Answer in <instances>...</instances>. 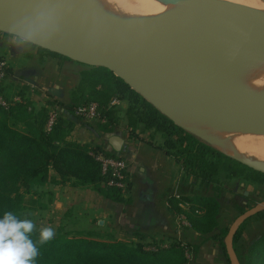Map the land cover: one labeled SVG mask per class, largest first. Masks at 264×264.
Segmentation results:
<instances>
[{
    "label": "trees",
    "instance_id": "trees-1",
    "mask_svg": "<svg viewBox=\"0 0 264 264\" xmlns=\"http://www.w3.org/2000/svg\"><path fill=\"white\" fill-rule=\"evenodd\" d=\"M0 33L13 34L1 30ZM30 44L36 47L41 55L67 57L34 42L30 41ZM115 95L129 101L126 115L131 134H136L135 128L141 122L147 128L160 131L165 139L162 146L165 152L173 155L195 182L212 190L211 193H196L194 196L183 194L180 199L190 204L188 209L178 204L179 199L174 194L169 197L171 208L177 213L186 214L197 231L214 232L219 225V196L224 188L221 179L236 178L243 182L264 185L263 170L222 151L207 139L178 123L107 66L93 65L82 71L81 81L74 89L72 100L60 101L63 106L62 115L51 130L45 128L47 107L43 109L36 124H30L29 129L23 131L9 122V115L20 108L30 116L32 112L29 111L27 103L24 105L17 102L7 110L0 106V218L4 212L11 211L20 219H24L26 194L37 192V187L48 180L51 168L60 174L61 181L73 179L74 183H93L108 197L118 198L121 195L115 187L106 184L100 162L92 152L116 154L100 146L89 147L78 141L66 140L75 122V107L79 104L97 102L101 115L106 118L102 128L114 127L118 123V116L116 109L109 102ZM57 101L54 99L49 103ZM254 216L264 218V209L248 217L245 222ZM245 222L240 224L234 234V248L242 264H264V234L253 241L252 247L244 254V261L242 260L237 244L243 234ZM222 233L223 230H220L214 233V236L220 238L224 254L231 264ZM37 237L38 231L33 233L32 238L35 240ZM170 242L164 246L156 241L150 242L152 244L128 243L82 234H57L51 242L41 248L36 264H188L186 249L179 242ZM188 245L194 253V246L190 243Z\"/></svg>",
    "mask_w": 264,
    "mask_h": 264
},
{
    "label": "crops",
    "instance_id": "crops-1",
    "mask_svg": "<svg viewBox=\"0 0 264 264\" xmlns=\"http://www.w3.org/2000/svg\"><path fill=\"white\" fill-rule=\"evenodd\" d=\"M0 58L6 61L8 69L1 84L2 91L9 97H23L21 103H27L29 111L31 106L30 116L20 108L9 115V121L23 131L28 130L30 124H36L51 100L70 102L82 71L91 66L64 56L41 55L28 38L18 34L0 33ZM128 105V99L117 97V102L111 106L117 111L118 123L109 129L102 128L99 118L88 122L75 118L66 140L89 147L100 146L125 158L130 166V190L120 193L118 198L108 197L93 183L79 184L73 179L61 181L60 174L51 168L44 183L54 185L48 186L49 204L67 201L70 208L61 207L62 214L75 219L76 226L80 225L77 217L86 218L90 221L88 231L97 237L160 243L181 239L195 248L191 264H230L220 238L214 236L220 230L201 233L191 226L179 232L177 212L171 208L169 197L177 191L186 193L188 186L200 184L186 173L173 155L165 152L162 147L165 139L160 131L147 128L141 122L135 128L136 134L130 133L126 115ZM219 226L223 224L219 222Z\"/></svg>",
    "mask_w": 264,
    "mask_h": 264
},
{
    "label": "water",
    "instance_id": "water-1",
    "mask_svg": "<svg viewBox=\"0 0 264 264\" xmlns=\"http://www.w3.org/2000/svg\"><path fill=\"white\" fill-rule=\"evenodd\" d=\"M222 10L228 16L216 28L173 54L156 42L158 27L150 23L96 14L58 0H0V30L27 35L31 42L85 64L105 65L152 102L150 94L157 93L232 121L264 124V95L236 93L196 73L197 65L239 29L250 23L264 25V7L239 4ZM263 209L264 202L258 203L233 222L226 238L232 264H241L234 234L244 220Z\"/></svg>",
    "mask_w": 264,
    "mask_h": 264
},
{
    "label": "rangeland",
    "instance_id": "rangeland-1",
    "mask_svg": "<svg viewBox=\"0 0 264 264\" xmlns=\"http://www.w3.org/2000/svg\"><path fill=\"white\" fill-rule=\"evenodd\" d=\"M10 1H22V0H10ZM58 1L79 8H83L85 10L94 12L96 14L110 15L116 18H123L125 20L138 22V23H150L152 24L153 28H157L161 26L163 29H165L164 30L165 33L170 32V35L155 34V40H157L156 42L162 47L164 51L171 54L180 52L188 47L193 46L201 38L209 34L214 29L212 26L206 27V24L204 23L205 25L203 26L202 30H200V28L188 30L185 32L178 30L179 29L178 22L186 20L188 17L186 18L182 17L180 19H177L176 25L174 24L175 26L170 25L169 27L167 26L164 27L163 23L168 21L170 22L174 20L177 16H178L177 18H179L180 15L169 16V17H158L152 19L139 16L137 15V13H135L137 10L136 1L139 2L142 0H58ZM216 9L221 12L224 11L218 6L216 7ZM161 10L162 9L151 10V13ZM257 25L260 28H256L258 27ZM175 27H177V30H175ZM172 28L174 29V31ZM256 30L257 31L259 30V32L257 33ZM171 31H173L174 35L172 34ZM260 33L262 35L261 36L262 38L259 37ZM23 36L29 38L27 35H23ZM165 36L167 38H165ZM170 36H172V38H170ZM162 37H164L165 39ZM263 41H264V28L262 29V26H260V24L258 23L257 24L253 23L252 25L251 23L247 24L246 26L239 29L234 34V36L217 53H215L208 59L199 63L196 67L197 68L196 73L198 76H201L207 82L236 93L251 95V96L264 95V87H263L264 86L263 85L264 84V51L258 52L259 49L262 50L261 46L264 44ZM242 48L244 51L242 50ZM249 49H255V52L250 51ZM233 50L235 52L237 50L238 53L240 51L241 53H249L248 51H250L255 53L257 57L254 58L252 56V59L242 61V59L237 57V53H235ZM232 54L234 55V57H232L233 56ZM163 98H165V96ZM167 99L171 100V98H167ZM57 103L61 104V102L59 101H57ZM48 106L49 104L46 106L47 111H48ZM30 110H31V106H30ZM74 115L77 119L83 120L80 116L76 114ZM39 118H41V114ZM83 121L88 122L89 120L88 121L83 120ZM9 122L12 123V121ZM102 122H106V119L105 121ZM258 155L260 159L264 158V148L261 145L258 148ZM221 180L224 188L223 190H221V194L219 196L220 211L218 214V222L222 223L223 227L220 228V226L218 225V227L215 230L216 231L221 230V232L223 230L222 235H224L226 242L228 232L233 222L236 220V218L240 216L243 212L248 210L249 208H252L258 203L264 202V185L241 182L240 181L241 179L231 181L229 179L224 178ZM48 186L52 187L54 185L52 184L39 185L37 187L36 193L26 194V208L23 211L24 218L33 220L36 223L37 227L50 226L54 228L56 231V235L67 234L71 236L73 234H82L85 236L96 237L100 239H108V238L97 237L95 234L88 231L90 229V221L86 220V218L75 216L77 217L76 220H79L76 222L80 224L76 226V224L74 223L75 219L72 220L70 219V215L62 214V211L60 210L61 207H63L64 210H69L70 208L67 204V201L65 202L60 201L59 204L56 203L49 204L50 190ZM177 192L180 193L181 196L183 194L188 196H194V194L196 193L208 194L211 193L212 190L200 185L195 187L188 186V192L186 193H181V191H177ZM179 202H184V201L179 199L178 204ZM189 206L190 204L187 203L185 204L184 208L188 209ZM81 219H83V222H81ZM243 222H245V220ZM243 224H244L243 234L240 240L238 241L237 245H238L239 253L242 256V260L244 261V254L249 250V248L252 247L253 241H255L256 238H259L262 234H264V218H257L254 216ZM224 228L227 231L224 230ZM178 235L181 236L179 232ZM108 240H112V239H108ZM150 242L151 241L149 242L145 241L144 243L152 244ZM172 242L178 243L177 241H172ZM128 243H133V242H128ZM166 243L169 244L171 242H166ZM166 243L162 242L160 244L165 245ZM193 251L190 250L186 254L187 258L189 259L188 264H191L192 262L191 260L194 254Z\"/></svg>",
    "mask_w": 264,
    "mask_h": 264
},
{
    "label": "bare ground",
    "instance_id": "bare-ground-1",
    "mask_svg": "<svg viewBox=\"0 0 264 264\" xmlns=\"http://www.w3.org/2000/svg\"><path fill=\"white\" fill-rule=\"evenodd\" d=\"M239 4L264 7V0H142L139 2L136 1L137 10L135 13H137V15L139 16H143L148 19L180 15L179 18H177V16L174 20L163 23L164 27H169L170 25L175 26L177 23V19H180L182 17H188L186 20L178 22V30L185 32L188 30L199 28L200 30H202L205 24L206 27L212 26L213 28H216L228 16L227 13L218 11L216 7L218 6L221 9L232 8ZM157 9L162 10L151 13V10ZM252 24L253 23H251V25ZM260 26H262V29L264 28V25L260 24ZM256 28L260 27L258 26ZM164 30L165 29L159 26L156 29L155 34L170 35V32L165 33ZM175 30H177V27H175ZM173 31H171L172 34ZM258 32L259 30L257 31V33ZM261 36L262 35L260 33L259 37ZM165 38L167 37L165 36ZM170 38H172V36H170ZM261 47L260 48L262 50L259 49L258 52L264 51V44ZM249 50L255 52V49ZM250 51H248L249 53H241V51L238 53L237 50L236 52H234L237 53V57H239L243 61L252 59V56L254 58L257 57L255 53ZM232 57H234V55ZM150 96L153 102L158 107L167 112L178 123L196 132L201 137L207 139L209 142L217 146L222 151L232 156H235L247 163H250L256 167L264 169V158L260 159L258 155L259 146L261 145L264 148V124L236 122L226 117L214 115L206 111L200 110L184 102L176 101L173 99L170 100L167 99L168 97L163 98V95L157 93H151Z\"/></svg>",
    "mask_w": 264,
    "mask_h": 264
},
{
    "label": "built area",
    "instance_id": "built-area-1",
    "mask_svg": "<svg viewBox=\"0 0 264 264\" xmlns=\"http://www.w3.org/2000/svg\"><path fill=\"white\" fill-rule=\"evenodd\" d=\"M7 75V64L6 61L0 58V106L4 109H10L15 103L24 101V98L17 95L14 97L7 96L1 88L2 81ZM117 102V97H113L110 101V104L113 105ZM75 114L80 116L83 120H93L99 118L102 121H105L99 111L98 103L95 101L79 104L75 107ZM62 115V106L57 102L50 103L47 111V119L45 128L46 130H51L53 125L57 122L58 117ZM94 157L100 162L101 173L105 176L106 184L112 187H115L121 193H126L130 190V175H129V163L128 161L119 155H110L104 151L92 152ZM175 197L178 199L181 198V194L178 192L174 193ZM181 200V199H180ZM184 201V200H183ZM187 201L179 202L181 207H185ZM176 220L179 232L184 228H189L192 226L190 220L186 214L182 212L176 213ZM173 241L179 242L181 246L186 249V254L191 250V246L187 242L181 239H174ZM166 243L164 246H167Z\"/></svg>",
    "mask_w": 264,
    "mask_h": 264
},
{
    "label": "clouds",
    "instance_id": "clouds-1",
    "mask_svg": "<svg viewBox=\"0 0 264 264\" xmlns=\"http://www.w3.org/2000/svg\"><path fill=\"white\" fill-rule=\"evenodd\" d=\"M37 231L38 237L33 240V233ZM55 236L56 231L50 226L37 229L33 220L4 212L0 218V264H36L41 248Z\"/></svg>",
    "mask_w": 264,
    "mask_h": 264
}]
</instances>
